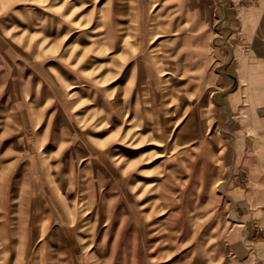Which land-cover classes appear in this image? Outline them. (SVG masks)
<instances>
[{"label": "rangeland", "instance_id": "obj_1", "mask_svg": "<svg viewBox=\"0 0 264 264\" xmlns=\"http://www.w3.org/2000/svg\"><path fill=\"white\" fill-rule=\"evenodd\" d=\"M260 106L264 0H0V264H264Z\"/></svg>", "mask_w": 264, "mask_h": 264}, {"label": "crops", "instance_id": "obj_2", "mask_svg": "<svg viewBox=\"0 0 264 264\" xmlns=\"http://www.w3.org/2000/svg\"><path fill=\"white\" fill-rule=\"evenodd\" d=\"M257 115H258V120H257V126L256 129L260 135H264V106L257 107ZM245 138H247V135L245 134ZM244 163L246 165H250L249 162H252L250 158H245L244 157ZM260 166L252 167V172H251V177L250 180L245 184L246 186V191L247 193L251 196V199L253 200L256 199L259 196L264 197V172L260 170ZM259 203L261 202L258 201ZM256 202V203H258ZM252 205L251 202H248V206ZM256 207V206H255ZM252 208V206H251Z\"/></svg>", "mask_w": 264, "mask_h": 264}]
</instances>
